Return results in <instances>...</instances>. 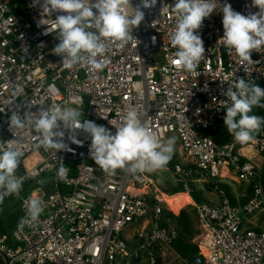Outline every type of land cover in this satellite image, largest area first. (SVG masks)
I'll use <instances>...</instances> for the list:
<instances>
[{"label":"built area","instance_id":"obj_1","mask_svg":"<svg viewBox=\"0 0 264 264\" xmlns=\"http://www.w3.org/2000/svg\"><path fill=\"white\" fill-rule=\"evenodd\" d=\"M219 2L197 30L205 56L193 76L173 63L174 0H157L151 8L131 0L144 12L132 31L139 43L110 44L97 57L106 61L101 70L65 68L62 57L52 53L57 33H44L63 13L45 16L43 0H0V147L20 151L16 175L24 178L20 192L0 203L1 213L8 199H16L22 212L10 241L0 233V264H121L139 253L147 255L148 264H163L178 237L179 226L165 218L163 192L150 172L105 173L91 159V137L83 129L72 133L61 124L69 150L56 152L37 149L39 135L27 123L10 128L14 112L24 119L52 105L78 108L81 123L93 121L113 134L135 108L162 143L170 135L178 138L189 159L177 163L174 174L192 199L195 182L242 184L234 205L224 193L217 202L193 199L206 254L199 251L186 262L264 264V132L247 144L232 134L219 143L209 132L224 124L231 103L224 93L236 80L264 83V48L251 53L253 63L242 65L234 51L217 43L224 32L221 9L226 3L244 15L259 9L252 0ZM62 163L67 171L60 178ZM32 196L43 208L35 222L27 217Z\"/></svg>","mask_w":264,"mask_h":264},{"label":"clouds","instance_id":"obj_2","mask_svg":"<svg viewBox=\"0 0 264 264\" xmlns=\"http://www.w3.org/2000/svg\"><path fill=\"white\" fill-rule=\"evenodd\" d=\"M156 2L141 0V6L151 8ZM35 3L39 0H34ZM141 6L133 7L131 0H43L41 10L45 16L63 13L56 16L54 27H48L44 34L57 33L59 43L52 53L62 57L65 68L87 66L101 70L106 61H98L97 57L104 56L110 44L116 42L122 47L130 41L139 43L132 31L144 20ZM219 6L217 0H174L172 5L175 28L170 35V44L176 49L173 63L193 76L199 75L196 69L205 56L204 42L197 30ZM252 7L259 11L244 15L227 3L221 9L224 32L217 43L234 51L242 65L253 63L251 53L264 48V0H252ZM152 39L154 42L155 37ZM224 95L231 102L226 107L224 126L236 142L254 141L255 134L264 126V117L251 113L255 107L264 108V89L239 79ZM81 115L78 108L52 105L36 114H26L24 119L14 112L10 117V128L22 129L27 123L39 135L36 148L55 149L56 152L69 150L63 142L61 124L72 133L83 129L91 137V159L109 174H114L117 169L129 173L162 170L172 157L175 139L169 138L166 144L162 143L147 123L142 122L141 113L135 108L127 110L123 124L115 127V134L93 121L81 123ZM70 138L73 143H80L74 136ZM20 157V151L13 147H0V203L5 196L18 194L22 189L24 178L16 175ZM66 171L62 163L58 176L63 178ZM42 211L41 200L30 197L27 206L30 221L35 222Z\"/></svg>","mask_w":264,"mask_h":264},{"label":"trees","instance_id":"obj_3","mask_svg":"<svg viewBox=\"0 0 264 264\" xmlns=\"http://www.w3.org/2000/svg\"><path fill=\"white\" fill-rule=\"evenodd\" d=\"M255 85L264 89L263 82L257 83ZM251 114L264 117V108L255 107ZM209 132L214 138V140L219 143H225L230 138V133L228 132L224 124H222L221 122L214 124L209 129ZM261 132H264V126H262L261 130L255 135H258ZM177 163H180V161L176 160V157L172 154V157L166 166L171 171L175 172V166ZM262 172H263L262 175H263V180H264V165H263ZM190 186L193 188V191L191 194L196 203H201L204 201L208 202L204 197L201 196L200 193L195 192V189L192 184H190ZM205 186L210 191L217 192L218 195H221L222 193L226 194L230 198L231 203L233 205L236 203L235 198L233 197L232 191L227 184L225 183H217V184L205 183ZM180 192H185V187L182 182H178L174 187H172V189L168 191V194L172 195V194H176ZM243 201L245 202V200ZM169 202L172 206H174V208H177V207L182 208L179 204L175 203L174 200H171ZM18 204H19L18 200L10 198L7 200V202L4 205L3 211L0 213V233L2 235H5L8 238V241H10L11 239L10 237H11L13 229L15 228L16 224L19 222V220L22 217V212L18 208ZM166 216L168 217L167 219H173V221L176 222V224L179 226L180 231L183 234H188L190 232V227L193 225V222L191 220L192 219L191 215L187 211L178 209V210H174V213H171V212L166 213ZM163 224L165 225V223ZM180 231L178 233V237L172 243V248H174L177 254H179L183 259L187 261H191L192 258L195 256V254L199 252L198 246L184 239ZM204 252H206V250ZM142 256L143 255L139 253L138 256H134L132 258V261L134 263H138L142 259ZM144 256H147V255L145 254Z\"/></svg>","mask_w":264,"mask_h":264},{"label":"rangeland","instance_id":"obj_4","mask_svg":"<svg viewBox=\"0 0 264 264\" xmlns=\"http://www.w3.org/2000/svg\"><path fill=\"white\" fill-rule=\"evenodd\" d=\"M169 138L175 139L173 155L176 157V160H178L180 162L188 161L189 157L181 150V145H180L178 138L175 135H170ZM168 139L164 140L163 143L166 144ZM150 173H151V176L153 177L156 185L161 189V191L163 192L164 195H169L168 191H170V189H172V187H174L177 184V176L167 166L162 170H156V171H152ZM225 184H227L230 187L231 191L233 192L232 193L233 195L236 192L239 193V192L244 190V186L242 184L237 183L233 180H229L228 182H225ZM193 185L195 186L194 187L195 192L200 193L201 196L204 197L205 199H207L209 201H215V202L220 200V197L217 194V192L210 191L205 186V184H201L200 182H195V183H193ZM180 193L186 194V192H180ZM172 195H174V194H172ZM176 195H177V193H176ZM188 197H189V195H188ZM183 198H185V197L179 195L174 199V201H175V203L179 204L182 207V208L177 207L179 210H185L191 215V218H192L191 220L193 222V225L190 227V232L188 234H183L180 231V229H179V231L181 232L184 239H186L188 242L196 244L198 246L199 251L204 252L205 251L204 248L201 247L202 242H204L203 241L204 237L202 235L200 225H199V223L195 217V213L193 211L194 201L191 197H189L190 203L186 206L185 200ZM164 204H165L164 216L167 219L168 217L166 216V213H169V212L174 213V210H178V209L174 208V206H173V210H172V208L167 203H164ZM171 220H173V219H171ZM138 228H140V225H138ZM204 253H206V252H204ZM143 254L144 253H142V255ZM121 264H148V260H147L146 256L143 255L142 259L138 263H134L132 261V259H127V260H124L123 263H121ZM163 264H188V263L179 254H177L176 250L173 248L171 251H168L166 253V256L164 257Z\"/></svg>","mask_w":264,"mask_h":264},{"label":"bare ground","instance_id":"obj_5","mask_svg":"<svg viewBox=\"0 0 264 264\" xmlns=\"http://www.w3.org/2000/svg\"><path fill=\"white\" fill-rule=\"evenodd\" d=\"M184 196L185 198H183L184 200H185V203H186V206L190 203V198L188 197V195L187 194H185V193H177V195L176 194H174V195H164L163 193L161 194V197H162V199H163V201L165 202V203H167L171 208H172V210H173V206H171L170 205V202L169 201H171V200H174L177 196ZM177 209V208H176ZM201 247H203L205 250H206V248H205V246L204 245H201Z\"/></svg>","mask_w":264,"mask_h":264},{"label":"crops","instance_id":"obj_6","mask_svg":"<svg viewBox=\"0 0 264 264\" xmlns=\"http://www.w3.org/2000/svg\"><path fill=\"white\" fill-rule=\"evenodd\" d=\"M233 193V192H232ZM207 200V199H206ZM208 202H215V201H209V200H207Z\"/></svg>","mask_w":264,"mask_h":264}]
</instances>
